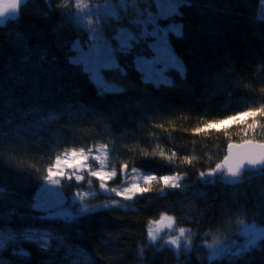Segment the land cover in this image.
<instances>
[{
    "label": "trees",
    "instance_id": "obj_1",
    "mask_svg": "<svg viewBox=\"0 0 264 264\" xmlns=\"http://www.w3.org/2000/svg\"><path fill=\"white\" fill-rule=\"evenodd\" d=\"M61 1L30 0L18 18L0 25V239L7 241L0 247V264H264L262 243L238 258L206 260L214 240L230 244L238 238V220L264 225V173L245 172L236 185L196 179L198 170L223 159L230 142H264L260 114L255 121L242 117L246 123L206 128L264 104V23L258 20L264 3L192 0L193 6L178 9L182 15L167 17L159 15L157 0L130 3V10L103 24L104 36L116 49L122 27L133 34L152 30L133 24L134 16L151 14L160 26L181 23L183 36L169 31L168 38L188 69L186 79L170 68L172 83L143 82L135 61L153 55L149 36L130 53H116L126 76L102 70L123 93L98 96L83 65L69 63L78 55L71 44L79 41L85 49L89 31L59 24ZM251 123L256 134L249 129L245 136ZM104 144L120 175L128 164L157 177L145 184L149 191L72 223L45 220L31 208L57 155ZM175 171L187 172L181 187L165 186L159 178ZM77 185L64 179L60 188L71 197ZM165 215L190 230L191 246L178 251L149 241V225ZM29 231L51 238H44L46 246L39 238L29 241L24 238Z\"/></svg>",
    "mask_w": 264,
    "mask_h": 264
},
{
    "label": "snow or ice",
    "instance_id": "obj_2",
    "mask_svg": "<svg viewBox=\"0 0 264 264\" xmlns=\"http://www.w3.org/2000/svg\"><path fill=\"white\" fill-rule=\"evenodd\" d=\"M30 0H0V25L5 24L11 19H16L19 16V9L21 5L27 6ZM73 3L77 9L76 17L79 20L81 18L80 14L84 12L83 22L87 25L89 31V41L87 42V51L81 47V42L77 41L71 44V47L75 49L78 55L72 57L69 60L71 65H83V70L90 74L91 80L97 85V95L104 96L108 93L113 95H119L123 93V88L117 86L116 84H108L101 76V71L103 69H113L118 70L122 75L126 76V72L121 68L117 62L116 53H130L133 50L134 43H139L144 37H155L156 43L149 45L150 48L154 49L157 53V57L149 62L142 56H137L135 64L141 70L144 71L145 67L149 69L143 77V82L154 83L159 85L162 81L159 78L161 73H156L151 70V65L158 63L159 60H163L165 68L176 69L179 76L186 79V74L188 69L185 67L184 62L179 59L172 50L168 47L167 32L171 31L176 34L177 37L183 36V25L174 24L169 26L167 29H160L156 25V17L151 15L147 19H133V24L140 25H152V31L145 29L139 34H133L127 28L122 27L119 32L116 33L115 38L119 42V47L114 49L111 42L104 36L102 28L103 24L108 23V18L116 15L117 9L111 7L112 0H101L100 3L96 4L95 13L91 12L90 4L85 3L84 0H64V6L69 3ZM120 4L121 10H130L129 0H116ZM139 2V0H137ZM161 7V16H172L182 15L178 11L181 6L191 7L193 6L192 0H157ZM264 3V0H261ZM258 20L264 23V10L258 16ZM115 32V30H113ZM169 83V81H164ZM261 99H264L262 97ZM255 103V101H253ZM264 115V104L252 109L249 108L247 111L240 112L235 116L228 117L227 120L220 122V125L216 123H209L206 125L207 129H215L219 126H230L229 122L234 121L237 123L244 122L242 117H250L255 121L257 115ZM264 128V126H261ZM251 130L253 135L256 134L257 125L256 123L248 124L247 129L244 130V135L248 134V130ZM205 129H197V131H204ZM230 139V138H229ZM109 145L104 144L103 148L108 149ZM113 152L115 151V145L112 146ZM85 153V148H80L79 152L76 149L72 150V157L75 163L69 164L67 160L63 161L64 168L60 167L62 161L60 156H56L55 165H49L46 169V174L42 176L43 184L40 186V191L34 198L33 203L30 205L32 209L43 213L42 218L50 221H60L61 223H72L78 218H82L85 215L95 214L100 208L107 209L108 204L100 205H90L88 203H82L83 196L87 193L82 194L80 191H76L71 199V204L66 201L63 195V190L60 187L62 179L68 181H84V175H73V172L78 167H83L84 162L89 159ZM163 156V153H160ZM81 157V159L76 160V157ZM171 160V157L168 158ZM188 164H192V159L190 157H184ZM96 160H100V157H95L93 163ZM100 164H104V160H100ZM72 169V172L66 169ZM129 168L128 164H124L121 171H126ZM135 170V169H133ZM91 177H99V180L103 182L105 177H115L117 176V170L105 173L103 171L91 170L89 168ZM246 171H255L258 174L264 173V142H254L253 140H244L241 144L229 143L227 147V155L223 159L216 163L215 166H209L207 170H198L196 179L205 185H214L217 180L222 181L227 185H236L241 182V177ZM187 177V172L182 175L180 171H175L173 175H163L159 179L162 180L165 186L171 188H180V181L185 180ZM146 181L156 180L155 175H146L144 177ZM89 184L92 183L91 180L87 181ZM82 185H77V188ZM101 188H105L104 183L100 184ZM187 187V185H185ZM150 189L141 187L138 184H132L130 187L125 188L123 191L119 192L118 195L123 197L125 200H132L137 193L143 194ZM112 192H116L115 188L111 189ZM119 203L117 200L113 199L112 204ZM264 208V203L261 205ZM172 216H162L160 221H153V223H162L164 220L168 221V227H172L173 222ZM241 226L239 231H241L244 236H246V243L243 247L235 244H228L224 241H213L212 245H208L211 252L207 255V261H218L226 256H231L238 258L248 251L250 247H255L258 243H262L264 246V231L258 230L250 222H246L243 219L237 221ZM186 229L184 227L179 228L180 236H171V238L166 242L169 245L176 246L177 249L181 248V237L184 236ZM159 229H153L151 225L148 227L147 238L151 242L157 241ZM45 237L51 238L48 233H34L29 231L25 233L24 238L26 240H33L34 238H39L44 240ZM9 240L13 237L9 236ZM185 239H188L185 237ZM7 241L0 239V247H3ZM191 244L192 241L188 239ZM46 246V240H44ZM207 244V241H204ZM219 243L220 247H215L214 245ZM141 254H143V249H141Z\"/></svg>",
    "mask_w": 264,
    "mask_h": 264
},
{
    "label": "rangeland",
    "instance_id": "obj_3",
    "mask_svg": "<svg viewBox=\"0 0 264 264\" xmlns=\"http://www.w3.org/2000/svg\"><path fill=\"white\" fill-rule=\"evenodd\" d=\"M139 1H141V0H139ZM84 2L89 3L91 12L95 13L96 4L100 3L101 0H84ZM133 2H137V0H129V4L133 3ZM158 5H159V15H160L161 7H160L159 3H158ZM111 7L114 9H117V13L114 16H118L120 14V12L123 11V10H121L120 4L117 3L116 0H112ZM56 12L58 14L59 24H73V25L82 26V27H85L88 29L87 25L83 22V20L85 18L84 12L83 11L81 12V14H80L81 18L78 20L76 17L77 9L75 8V5L73 3L70 2L67 6H64V0L61 1V4L56 6ZM177 24H179V23H177ZM156 25H158L160 29H167V28H169V26H171V24L166 25V26H160L158 24L157 20H156ZM168 37H169V32H167L168 47L179 58L178 54L175 52L173 45L170 42V39ZM154 43H156L155 37L153 40H151L150 44L152 45ZM111 44H112V42H111ZM84 50L87 51V47ZM142 57H144V59L151 62L157 57V53L154 50V53L152 56L142 55ZM168 69L170 70V68H165L164 62L162 59L159 60L158 63L151 65V70L153 72L161 73V76L154 77V78H159V79H161L162 82L169 81V83H170V82H172V77L169 75ZM147 71H149V69L147 67H145V70L143 71L144 75ZM101 76H102V73H101ZM231 122H233V121H231ZM77 152H79V151H77ZM71 153H72V151H69V153L66 152L63 155H61L60 158H61L62 163H61L60 167L62 169L64 168V164H63L64 160H67L69 162V164L75 163V160L73 159ZM84 154L87 155L89 157V159L84 162L83 167H78L75 170V172H73V175H84L85 176L84 181H76L79 185L81 183V185H82L81 188L80 187L77 188V186H75V192L80 191L82 194L87 193V195L83 196L82 203H88L90 205H100V204L107 203L108 205H111L113 199L117 200L118 202H122V199H124V198L118 195L119 192L123 191L127 187H130L132 184H138L141 187H144L145 184H147L149 182V181H146L144 179V177L146 175H149V174L143 172L140 169H136V168H133L135 170L129 169V176L126 179V181H123V178H121L122 175L119 174V171H118L117 167L115 166L114 160L111 157H109L107 150L104 149L103 146L99 145L96 148H92L90 151L87 150V151H85ZM95 157H100V160H104V164L101 165L100 160H96L95 163H93V160ZM75 159L78 160V159H81V157L78 156ZM89 168L91 170L103 171L105 173L111 172L115 169V170H117V176L112 177V178H109L106 176L105 180L103 182H101L99 180V177H91ZM66 170L69 172L73 171L70 168L66 169ZM63 180L64 179H62L60 186H62ZM88 180H91L92 183L89 184L87 182ZM101 183H104L106 185V189H107V195L106 196H103L104 194L101 193V187H100ZM60 186H52V187H60ZM112 188H115L116 192H112L111 191ZM75 192L71 193V197L67 196L63 192V195L66 198V201L68 202V200H69V202H68L69 204H71V199H72V196ZM102 197H105V198H102ZM98 198H102L103 200L99 202V201H97ZM112 205H115V204H112ZM160 219L154 220V221H160ZM246 222H250L258 230L264 231V226L259 225L255 222H252V221H246ZM167 225H168V221L164 220L162 223H152L151 226L153 227V229H159L158 238H161L162 236H164L165 238H167V241H168L171 238V236H173V235L180 236V233H179L180 227L176 225V222L174 219L172 222V227L169 228ZM164 232H166L167 235H165ZM185 237L190 239V230L189 229H186L184 236L181 237V247L182 246H186V247L191 246L190 243L188 242V239H185ZM158 238H157V240H158ZM246 239H247L246 236H244V234L241 231H239L238 238L234 239L235 241L230 242V244H235V245H239V246L243 247L246 243ZM169 246L174 247L178 251L181 250V248L177 249L176 246H174V245H169ZM214 246L220 247L221 245L219 243H217Z\"/></svg>",
    "mask_w": 264,
    "mask_h": 264
},
{
    "label": "bare ground",
    "instance_id": "obj_4",
    "mask_svg": "<svg viewBox=\"0 0 264 264\" xmlns=\"http://www.w3.org/2000/svg\"><path fill=\"white\" fill-rule=\"evenodd\" d=\"M21 9V8H20ZM19 12H20V10H19ZM101 73H102V71H101ZM102 77L104 78V80L106 81V83H108V84H116L117 85V83L116 82H114V81H112L110 78H106V76L105 75H103L102 74ZM170 77V76H169ZM171 78V77H170ZM89 80H91V78H90V74H89V78H88ZM92 81V80H91ZM172 83V82H171ZM118 86V85H117ZM232 142H236L235 140L234 141H232ZM241 142H243V141H241ZM228 147V146H227ZM225 155H227V148H226V154ZM124 164H122V166H123ZM246 172H255V171H246ZM128 176H129V170H128ZM128 176H127V178H128ZM150 182V181H149ZM105 191H107V189H106V187L105 188H101V193L102 194H104V195H107V192H105ZM112 205V204H111ZM150 225H152V223L150 224ZM264 226V225H263ZM165 233V235H167L166 234V232H164ZM158 241H162L163 243H165L166 245H167V238H165L164 236H162L161 238H158ZM161 242V243H162ZM139 264H145L143 261L142 262H140Z\"/></svg>",
    "mask_w": 264,
    "mask_h": 264
},
{
    "label": "water",
    "instance_id": "obj_5",
    "mask_svg": "<svg viewBox=\"0 0 264 264\" xmlns=\"http://www.w3.org/2000/svg\"><path fill=\"white\" fill-rule=\"evenodd\" d=\"M23 5V4H22ZM21 5V6H22ZM21 8V7H20ZM20 10V9H19ZM254 142H263V141H258V140H253ZM231 143H234V144H241L242 142H231ZM128 170L129 168L126 170V171H122V178H123V181H126L127 179V176H128ZM107 192V191H105Z\"/></svg>",
    "mask_w": 264,
    "mask_h": 264
}]
</instances>
